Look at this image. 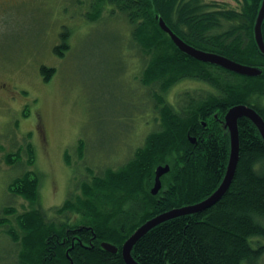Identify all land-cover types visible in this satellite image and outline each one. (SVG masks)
<instances>
[{
  "label": "trees",
  "instance_id": "obj_1",
  "mask_svg": "<svg viewBox=\"0 0 264 264\" xmlns=\"http://www.w3.org/2000/svg\"><path fill=\"white\" fill-rule=\"evenodd\" d=\"M78 1L85 6L86 22L97 23L106 14L100 23L122 19L128 25L121 39L142 63L138 80L124 82L136 108L150 112L151 126L143 143L128 150L123 162L98 174L89 171L90 176L77 183L79 194L49 209L52 218L32 207L11 219L12 204L1 208L0 226H8L2 230L17 245L16 264H126L121 247L138 226L169 209L200 202L222 181L230 152L226 111L246 104L264 120V55L253 36L261 0H241L240 10L205 0ZM156 16L188 44L260 67L261 74L239 75L193 59L175 46ZM262 36L264 40V20ZM67 37L63 26L61 45L52 51L57 57L66 54ZM53 72V68L39 67L45 82ZM183 81L207 87L200 92L177 90L174 95L173 88ZM199 132L197 142H191L190 136ZM14 135L9 138L8 163L18 165L24 148L26 165H30L31 144L18 146ZM238 137L236 168L220 199L201 211L153 226L133 245L135 261L243 264L256 263L264 254V244H259L264 239V141L246 117L238 119ZM165 164L169 170L161 177L162 187L151 195L154 170ZM20 174L9 183L8 191L16 190L31 204L37 203L38 174L28 170ZM12 223L22 230L21 236H12ZM102 241L117 246V252L101 248Z\"/></svg>",
  "mask_w": 264,
  "mask_h": 264
},
{
  "label": "rangeland",
  "instance_id": "obj_2",
  "mask_svg": "<svg viewBox=\"0 0 264 264\" xmlns=\"http://www.w3.org/2000/svg\"><path fill=\"white\" fill-rule=\"evenodd\" d=\"M205 1L235 10L242 5L241 0ZM84 9L78 0H17L0 11V81L6 84L0 94V211L12 204L10 218L32 207L52 218L49 209L79 194L77 183L88 178L89 171L98 174L123 162L128 150L143 143L151 126L150 112L136 108L124 82L138 80L142 63L121 39L128 25L122 19L100 23L106 15L102 14L94 26L84 21ZM63 26L68 30L67 51L57 57L52 51L61 45ZM40 66L54 69L49 81H43ZM206 87L183 81L173 94ZM13 134L18 146L31 144L30 165L24 148L18 165L8 163ZM25 170L39 176V199L34 204L7 189ZM11 225L12 236H21L18 225ZM0 227V264H16L17 245L2 230L8 226ZM243 264H264V254L256 263Z\"/></svg>",
  "mask_w": 264,
  "mask_h": 264
},
{
  "label": "water",
  "instance_id": "obj_3",
  "mask_svg": "<svg viewBox=\"0 0 264 264\" xmlns=\"http://www.w3.org/2000/svg\"><path fill=\"white\" fill-rule=\"evenodd\" d=\"M156 18L158 20V24L160 28L169 35L170 39L175 44V46L180 51L184 52L193 59H196L204 63L217 65L225 70L231 71L239 75L258 76L261 74L262 69L260 67L243 64L234 61L224 55H220L210 51H204L188 44L179 36H177L169 28V26H167V24L161 17L156 16ZM263 20H264V0H261V4L258 9L253 26V36L259 51L264 55V40L262 36ZM240 117H246L250 119L253 122V124L256 126L257 130L261 135V138L264 141V120L261 117V115H259L257 111H255L252 107L246 104H236L231 106L226 111L224 116V126L228 129L229 132L230 152H229V159H228L225 175L222 181L220 182V184L218 185V187L215 189L214 192H212L208 197L204 198L200 202L169 209L167 211H164L149 218L148 220L143 222L140 226H138L133 231V233L124 241L121 247V254L126 264H139L137 261L133 259L131 255L132 247L137 242V240L153 226L163 221L181 215L193 214L198 211H201L211 206L220 199V197L226 191V189L228 188L231 182L238 160V150H239L238 119ZM190 141L194 143L196 141V138L190 136ZM168 170H169L168 164L156 166L154 170V182L150 188L151 195H155L158 193V191L161 188V177L166 172H168ZM100 246L101 248L111 253H116L118 249L117 246L107 241H102L100 243Z\"/></svg>",
  "mask_w": 264,
  "mask_h": 264
},
{
  "label": "flooded vegetation",
  "instance_id": "obj_4",
  "mask_svg": "<svg viewBox=\"0 0 264 264\" xmlns=\"http://www.w3.org/2000/svg\"><path fill=\"white\" fill-rule=\"evenodd\" d=\"M14 1H17V0H0V11L2 10L1 12H3L7 8H9V6H11ZM33 1L36 2V3L39 2V0H33ZM5 88H6V84L4 82L0 81V94H1L2 91H5ZM205 124L206 123L204 122L203 127H205ZM200 135H201L200 132L197 133V136L195 135L196 142H197V139L199 138ZM161 184H162V182H161ZM161 187H162V185H161ZM159 191H158V193H159ZM157 194H155V195H157Z\"/></svg>",
  "mask_w": 264,
  "mask_h": 264
}]
</instances>
